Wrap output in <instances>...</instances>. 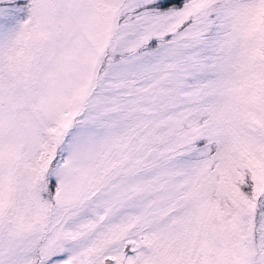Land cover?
I'll list each match as a JSON object with an SVG mask.
<instances>
[{
    "label": "snow or ice",
    "instance_id": "6c2138e0",
    "mask_svg": "<svg viewBox=\"0 0 264 264\" xmlns=\"http://www.w3.org/2000/svg\"><path fill=\"white\" fill-rule=\"evenodd\" d=\"M0 264H264V0H0Z\"/></svg>",
    "mask_w": 264,
    "mask_h": 264
}]
</instances>
